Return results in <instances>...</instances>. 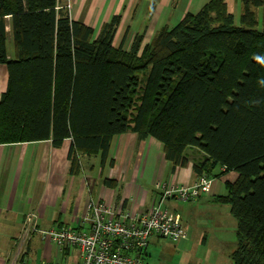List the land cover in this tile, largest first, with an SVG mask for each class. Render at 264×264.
Listing matches in <instances>:
<instances>
[{
	"label": "trees",
	"instance_id": "1",
	"mask_svg": "<svg viewBox=\"0 0 264 264\" xmlns=\"http://www.w3.org/2000/svg\"><path fill=\"white\" fill-rule=\"evenodd\" d=\"M240 1V25L226 0H209L160 29L138 56L142 34L127 52L113 45L119 15L94 38L91 27L56 9L57 0H0L8 73L0 144L50 139L59 147L70 138L72 174L84 154L113 165L111 141L128 130L158 139L173 170L195 147L205 154L193 164L198 176L216 166L237 173L216 197L236 221L234 264H264V29L252 10L264 0Z\"/></svg>",
	"mask_w": 264,
	"mask_h": 264
},
{
	"label": "crops",
	"instance_id": "2",
	"mask_svg": "<svg viewBox=\"0 0 264 264\" xmlns=\"http://www.w3.org/2000/svg\"><path fill=\"white\" fill-rule=\"evenodd\" d=\"M190 1L57 0L56 9L67 11L72 20L91 27L94 38L106 23L119 15L113 45L122 46L127 52L135 36L142 34L139 56L160 29L173 27L186 13H192L185 9ZM173 8H181L182 15L170 26L171 17L168 16ZM6 31L7 55L12 59L14 39L9 17ZM7 80L6 65L0 63V99L7 88ZM71 144L70 138L59 147H55L50 139L0 144V264H17L20 259L30 264L78 263V249L60 253L53 242L42 239L38 233H30L25 223L27 214L37 212V223L42 229L81 225L90 200H103L115 204L120 211L140 214L158 199L156 183L191 185L198 178L193 164L205 159L202 151L187 147V164L173 170L172 163L164 158L163 144L158 139L153 136L140 138L136 132L128 130L115 135L111 141L109 155L114 160L113 165L102 167L98 154H84L79 156V173L72 174L68 159ZM91 157L96 158L91 160ZM210 178L208 191L188 202L194 205L191 208L207 203L209 211L217 214V205H229L218 202L216 197L226 194L225 183L235 181L237 173L224 172L221 166H216ZM175 201L168 199L164 205L181 215L188 233L190 214L179 210ZM187 239L188 235L183 242L185 246ZM150 247L149 244L145 251L146 264L151 261L149 257L154 250Z\"/></svg>",
	"mask_w": 264,
	"mask_h": 264
},
{
	"label": "built area",
	"instance_id": "3",
	"mask_svg": "<svg viewBox=\"0 0 264 264\" xmlns=\"http://www.w3.org/2000/svg\"><path fill=\"white\" fill-rule=\"evenodd\" d=\"M210 182L206 174L198 176L191 185L158 182V199L146 211L135 215L118 210L113 203L90 200L84 221L77 227L42 229L37 223L38 213L33 211L26 216V229L53 242L60 253L78 249L80 261L76 264H146L145 251L151 238L177 241L187 236L180 214L164 202L197 199L208 191ZM17 264L30 263L20 259Z\"/></svg>",
	"mask_w": 264,
	"mask_h": 264
},
{
	"label": "rangeland",
	"instance_id": "4",
	"mask_svg": "<svg viewBox=\"0 0 264 264\" xmlns=\"http://www.w3.org/2000/svg\"><path fill=\"white\" fill-rule=\"evenodd\" d=\"M208 1L191 0L185 9H188L187 12L196 13ZM226 1L229 12L234 16V24L240 25L241 1ZM252 10L258 20V28L264 29V8L255 7ZM179 11H182L181 8H173L172 13L168 16L171 17L169 19L170 26L176 23L177 17H181L182 14ZM94 158L96 157H91V160ZM175 202H177L179 210L190 214L187 246L183 244L185 238L172 241L153 237L149 243L154 249L152 256L149 257L151 259L149 264H234L231 253L237 245L236 221L229 213V206L217 205L218 211L217 214H214L213 211H209L207 203H202L199 208H191L194 205L190 202L177 200ZM154 239H158L159 242H155Z\"/></svg>",
	"mask_w": 264,
	"mask_h": 264
}]
</instances>
